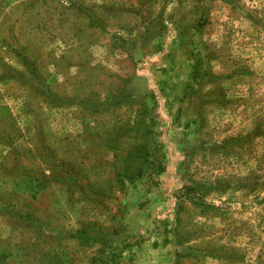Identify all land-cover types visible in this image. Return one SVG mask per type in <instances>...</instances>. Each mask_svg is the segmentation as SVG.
Listing matches in <instances>:
<instances>
[{"label": "rangeland", "instance_id": "rangeland-1", "mask_svg": "<svg viewBox=\"0 0 264 264\" xmlns=\"http://www.w3.org/2000/svg\"><path fill=\"white\" fill-rule=\"evenodd\" d=\"M0 264H264V0H0Z\"/></svg>", "mask_w": 264, "mask_h": 264}, {"label": "trees", "instance_id": "trees-1", "mask_svg": "<svg viewBox=\"0 0 264 264\" xmlns=\"http://www.w3.org/2000/svg\"><path fill=\"white\" fill-rule=\"evenodd\" d=\"M126 98L125 99H132L129 95H127V96H125ZM135 151V150H134ZM134 151H132V152H134ZM132 152H131V154H132ZM135 154V159H138V160H141V158L144 160V162L145 163H149L150 164V166L155 170V171H157V170H160L159 172H162V171H164L163 169V167H161V165H160V162L158 161V160H156L155 158H154V156L153 155H155V153L153 152V154L151 155V154H142V149H140V148H137L136 149V152H134L133 153V155ZM133 155H132V157H133ZM142 155V156H141ZM130 155H128V157H129ZM141 156V157H140ZM127 157V158H128ZM156 161V162H155ZM129 170V167L128 166H125V171H128ZM126 174H128L127 172H125V174L124 175H126ZM142 176V173L141 172H138V174L136 175V176H132V177H129L128 178V180H129V182H133L135 179H136V177H137V179H139L140 177Z\"/></svg>", "mask_w": 264, "mask_h": 264}]
</instances>
